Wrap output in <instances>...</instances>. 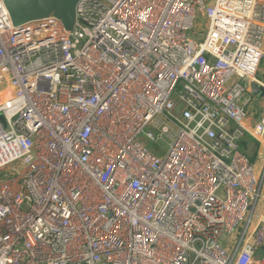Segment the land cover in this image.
I'll return each mask as SVG.
<instances>
[{"label": "built area", "instance_id": "built-area-1", "mask_svg": "<svg viewBox=\"0 0 264 264\" xmlns=\"http://www.w3.org/2000/svg\"><path fill=\"white\" fill-rule=\"evenodd\" d=\"M75 12L15 27L0 0V264H264V3Z\"/></svg>", "mask_w": 264, "mask_h": 264}, {"label": "water", "instance_id": "water-1", "mask_svg": "<svg viewBox=\"0 0 264 264\" xmlns=\"http://www.w3.org/2000/svg\"><path fill=\"white\" fill-rule=\"evenodd\" d=\"M77 2L78 0H4L15 27L28 21L45 18L52 13L61 19L66 30H72L74 27ZM251 88L254 95H264V88L257 83H252ZM0 122L4 123L1 115Z\"/></svg>", "mask_w": 264, "mask_h": 264}, {"label": "rangeland", "instance_id": "rangeland-1", "mask_svg": "<svg viewBox=\"0 0 264 264\" xmlns=\"http://www.w3.org/2000/svg\"><path fill=\"white\" fill-rule=\"evenodd\" d=\"M194 29L202 31L200 33V38L204 37L205 31H206V27L204 24L195 23ZM257 78H260V79L264 78V58H262L261 67H260V70L258 71ZM0 89H1V85H0ZM254 97L258 99V105L260 106V108H262V111L264 113V96L259 97V96L254 95ZM242 146H243L244 151L247 153V155H249V158L254 163H258V164L261 163V160L259 157V151L260 149H264V148H261L260 146L259 151L257 152L258 147L255 142L251 141V139L244 140V144H242Z\"/></svg>", "mask_w": 264, "mask_h": 264}, {"label": "crops", "instance_id": "crops-1", "mask_svg": "<svg viewBox=\"0 0 264 264\" xmlns=\"http://www.w3.org/2000/svg\"><path fill=\"white\" fill-rule=\"evenodd\" d=\"M259 1L264 3V0H259ZM258 80H264V78L262 79L258 78ZM247 110L249 112V115L246 118L245 123L248 127H252L257 122V120L264 115L262 108H260V106L258 105V99L254 97V94H252V100L251 103L248 105Z\"/></svg>", "mask_w": 264, "mask_h": 264}, {"label": "trees", "instance_id": "trees-1", "mask_svg": "<svg viewBox=\"0 0 264 264\" xmlns=\"http://www.w3.org/2000/svg\"><path fill=\"white\" fill-rule=\"evenodd\" d=\"M243 144H244V142H243Z\"/></svg>", "mask_w": 264, "mask_h": 264}]
</instances>
